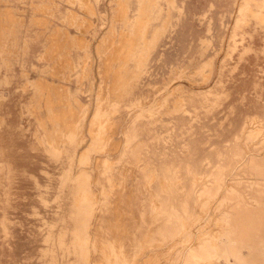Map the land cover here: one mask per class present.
<instances>
[{
	"label": "rangeland",
	"instance_id": "374dc122",
	"mask_svg": "<svg viewBox=\"0 0 264 264\" xmlns=\"http://www.w3.org/2000/svg\"><path fill=\"white\" fill-rule=\"evenodd\" d=\"M58 1L0 50V264H264V0Z\"/></svg>",
	"mask_w": 264,
	"mask_h": 264
},
{
	"label": "crops",
	"instance_id": "0c3cea01",
	"mask_svg": "<svg viewBox=\"0 0 264 264\" xmlns=\"http://www.w3.org/2000/svg\"><path fill=\"white\" fill-rule=\"evenodd\" d=\"M30 1L31 5L35 2H38L36 11L43 12L47 10V8L51 11V16H59V1L58 0H26L25 2H20V0H0V50L3 52V55L7 56L13 53L16 54V44L19 49V44L22 40L24 42V49H26L25 45V36L21 34V29L13 27L16 23H22L25 16H22L21 13L26 11V7L30 6L26 5ZM26 3V4H25ZM49 5V7H48ZM20 6V7H19ZM23 9H20V8ZM32 10V6L30 8ZM5 14H9V17H5ZM35 18V17H34ZM11 23H14L13 25ZM23 36H20V34ZM19 34V35H18ZM39 58V56H38ZM15 62V61H14ZM10 63V62H9ZM16 63V62H15ZM2 122V123H1ZM0 124V166L4 164L6 156L4 154V149H8L11 146L10 140V125L6 123L4 120H1ZM8 135V136H7ZM43 143H47L46 140H43ZM7 150V151H8ZM9 152V151H8Z\"/></svg>",
	"mask_w": 264,
	"mask_h": 264
},
{
	"label": "bare ground",
	"instance_id": "6f19581e",
	"mask_svg": "<svg viewBox=\"0 0 264 264\" xmlns=\"http://www.w3.org/2000/svg\"><path fill=\"white\" fill-rule=\"evenodd\" d=\"M46 141H47V143H49V144L53 142V141H51V139H48V140H46ZM55 149H56V147H55ZM59 150H60V149H59ZM50 152H51V151H50ZM248 152H249V151H248ZM52 153H53V151H52ZM262 154H263V153H262ZM245 157H246V155H245ZM240 164H241V163H240ZM234 165H235V164H234ZM237 166H238V165H237ZM235 169H236V168H235ZM236 171H237V170H236ZM229 174H230V173H229ZM262 206H263V208H264V204H263ZM262 220L264 221V218L261 219V220H259V221L261 222ZM239 221H240V220H239ZM247 221H248V222H252L253 220H252V218H251V219H248ZM260 222H258V223H260ZM111 254H112V253H111ZM204 258H205V257H204Z\"/></svg>",
	"mask_w": 264,
	"mask_h": 264
}]
</instances>
